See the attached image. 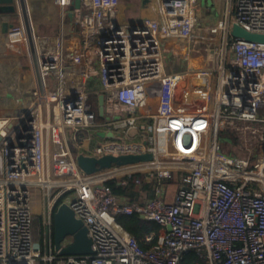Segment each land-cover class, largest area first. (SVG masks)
I'll return each instance as SVG.
<instances>
[{
    "label": "built area",
    "instance_id": "1",
    "mask_svg": "<svg viewBox=\"0 0 264 264\" xmlns=\"http://www.w3.org/2000/svg\"><path fill=\"white\" fill-rule=\"evenodd\" d=\"M219 1L212 25L195 24L196 0H161L156 29L121 23L125 0H82L78 31L30 29L41 80L24 111L0 116V264H182L189 251L207 264H264V42L231 33L237 24L264 34V0ZM55 2L64 9L72 0ZM7 41L29 44L27 29L13 25ZM154 84L152 112L146 86ZM101 94L112 118L99 115ZM80 154L152 158L87 173ZM110 181L153 195L115 194ZM62 202L87 227L93 254L62 255L46 238L42 253L35 207L48 227ZM119 214L159 231L143 246Z\"/></svg>",
    "mask_w": 264,
    "mask_h": 264
},
{
    "label": "crops",
    "instance_id": "2",
    "mask_svg": "<svg viewBox=\"0 0 264 264\" xmlns=\"http://www.w3.org/2000/svg\"><path fill=\"white\" fill-rule=\"evenodd\" d=\"M27 10V20L30 29L39 35L50 34L59 28L64 31H78L80 25L75 17L79 9L76 0L64 9H60L55 0H24ZM161 0H125V7L119 11L118 20L123 24L147 26L156 29L160 22ZM83 8L82 2L81 6ZM18 11L14 14L0 13V116L18 115L33 100V91L38 85L35 61L26 41L10 44L7 41L8 32L4 33L2 24L8 21L14 26H23L27 29L26 18L22 7L17 0ZM222 5L219 0H196L193 8L195 24H217L221 21ZM98 65L95 64V78L90 84L93 88L99 87ZM47 88H56V79H47ZM159 85H149L148 93L151 100L149 109L155 111L159 99ZM112 104L108 105L106 118L114 116L111 110ZM168 189L174 194L176 185L167 181ZM137 199L153 195L152 189L140 187ZM144 194V195H143ZM136 199V198H135Z\"/></svg>",
    "mask_w": 264,
    "mask_h": 264
},
{
    "label": "water",
    "instance_id": "3",
    "mask_svg": "<svg viewBox=\"0 0 264 264\" xmlns=\"http://www.w3.org/2000/svg\"><path fill=\"white\" fill-rule=\"evenodd\" d=\"M23 15L26 18L27 32L29 37V44L31 48V53L34 58V65L37 73V78L41 80V76L38 70L37 58L35 53V47L33 43V38L30 32L29 22L27 20V10L24 0H19ZM82 0H76V5L78 8L81 6ZM17 0H0V13H11L17 12ZM13 24L8 21H4L2 24V30L7 33ZM232 36L244 38L250 41L264 42V34L250 32L241 26L235 24L232 28ZM99 115L101 117L105 116V96L101 94L99 96ZM99 135L103 136L102 132ZM112 136V133L109 134ZM73 152L75 149L72 148ZM152 158L151 154H141V155H121L113 156L107 155L101 158L89 157L83 154L77 156V162L79 167H81L85 172L92 173L100 170L101 168L110 167L113 163L115 164H127L135 163L143 160H150ZM144 219L143 216L140 217ZM72 236L73 242L66 247H62V241L65 237ZM52 245L55 250H60L62 255H86L93 254L94 250L92 248V240L88 236L87 227L81 219H78L75 215L73 209L65 202H62L57 210L53 214V241Z\"/></svg>",
    "mask_w": 264,
    "mask_h": 264
},
{
    "label": "trees",
    "instance_id": "4",
    "mask_svg": "<svg viewBox=\"0 0 264 264\" xmlns=\"http://www.w3.org/2000/svg\"><path fill=\"white\" fill-rule=\"evenodd\" d=\"M173 180H169L172 183ZM106 187L115 194H126L129 195L131 198H137L138 196V189L132 182L129 186H122L119 185L117 182L110 181L106 183ZM54 214V213H53ZM117 221L122 225L124 229H126L130 234H132L141 244L144 246V242L142 241L146 234L151 232H158L159 225L155 222H149L141 219L137 215H124L119 214L116 216ZM40 219H37L35 216L34 219V236L35 230L40 233L41 241L45 239L44 237V225L43 223L39 222ZM53 221V216H52ZM52 239H53V224H52ZM157 236L154 239L156 242ZM53 241V240H52ZM44 264V263H42ZM182 264H207L206 261L199 256L196 255L194 251H189L184 254Z\"/></svg>",
    "mask_w": 264,
    "mask_h": 264
},
{
    "label": "rangeland",
    "instance_id": "5",
    "mask_svg": "<svg viewBox=\"0 0 264 264\" xmlns=\"http://www.w3.org/2000/svg\"><path fill=\"white\" fill-rule=\"evenodd\" d=\"M176 70L177 69H179V67L178 68H175ZM131 136L132 137H135V136H137V137H139L140 138V136L138 135V132L137 131H132L131 132ZM239 142H241V141H239ZM225 144L227 145V146H232V142L231 141H229V140H226L225 141ZM222 145H224V144H222ZM221 145V147H220V149L222 150V146ZM226 145H224V146H226ZM224 153V152H223ZM229 153V155H232L230 152H228ZM42 210H43V206L42 205H36V207H35V213H36V217H37V219H40L39 220V222H41V223H43V225H44V221H45V218H47V214L46 213H44V212H42ZM195 211L196 212H198V205L196 206V209H195ZM67 238L68 239H72V236H67ZM41 239V237H40V233H38L37 232V229L35 230V240L38 242V243H40V245H41V247H42V253L44 254L45 252H46V249L42 246V243L44 242V239L41 241L40 240Z\"/></svg>",
    "mask_w": 264,
    "mask_h": 264
},
{
    "label": "flooded vegetation",
    "instance_id": "6",
    "mask_svg": "<svg viewBox=\"0 0 264 264\" xmlns=\"http://www.w3.org/2000/svg\"><path fill=\"white\" fill-rule=\"evenodd\" d=\"M44 237L52 242V226L44 227Z\"/></svg>",
    "mask_w": 264,
    "mask_h": 264
},
{
    "label": "bare ground",
    "instance_id": "7",
    "mask_svg": "<svg viewBox=\"0 0 264 264\" xmlns=\"http://www.w3.org/2000/svg\"><path fill=\"white\" fill-rule=\"evenodd\" d=\"M146 89H147V93H148V86H146ZM149 99H150V97H149ZM150 104H151V100H150ZM139 108H140V111L146 110V106H145L144 101L142 99H140V101H139ZM148 109H149V107H148ZM149 110L151 111V109H149Z\"/></svg>",
    "mask_w": 264,
    "mask_h": 264
}]
</instances>
